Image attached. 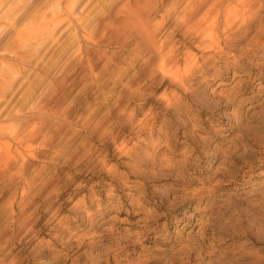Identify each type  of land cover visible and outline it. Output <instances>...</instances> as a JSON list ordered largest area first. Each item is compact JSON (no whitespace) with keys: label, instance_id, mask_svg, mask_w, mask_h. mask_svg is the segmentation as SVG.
<instances>
[{"label":"rangeland","instance_id":"1","mask_svg":"<svg viewBox=\"0 0 264 264\" xmlns=\"http://www.w3.org/2000/svg\"><path fill=\"white\" fill-rule=\"evenodd\" d=\"M0 264H264V0H0Z\"/></svg>","mask_w":264,"mask_h":264}]
</instances>
